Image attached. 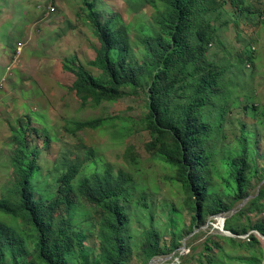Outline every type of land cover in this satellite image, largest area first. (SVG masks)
Here are the masks:
<instances>
[{
	"label": "rangeland",
	"instance_id": "rangeland-1",
	"mask_svg": "<svg viewBox=\"0 0 264 264\" xmlns=\"http://www.w3.org/2000/svg\"><path fill=\"white\" fill-rule=\"evenodd\" d=\"M225 1L207 53L208 60L225 70L222 97L205 110L213 124L208 141L211 189L219 193L234 190L233 159L244 148L252 163L248 194L232 205L233 211L226 214L230 217L249 207L264 188V0H247L242 10L232 0ZM164 9L156 0L96 3L101 20L112 22L129 38L139 62L146 55L140 40L157 35L155 20ZM98 48L84 0H0V198L9 195L18 177L13 130L19 127L26 129L27 145L36 159L32 186L38 198L55 193L59 177L76 162L81 163L76 186L108 168L127 175L133 189L127 202L130 218L123 233L129 246L128 264H207L210 257L217 263L247 264L253 251L232 247L222 236L243 239L249 234L223 232L219 214L209 215L205 223L192 228L193 203L177 178V168L159 152L149 150L154 137L144 122L150 112L149 79L140 87V95L100 104L92 100L82 103L72 89L76 78L65 67L83 66L100 76V71L89 65ZM113 56L116 59L124 54L115 52ZM98 117L105 119L98 128L75 129L76 121ZM224 199L227 201V196ZM57 214L58 223L67 219L62 211ZM103 215L102 207H91L78 198L73 225L87 235L84 244L93 262L102 261ZM0 220L13 221L4 214ZM256 222H264L263 208L240 214L235 224L250 233ZM152 227L160 232L163 245L179 236L180 248L148 261L143 249ZM261 241L264 250L263 236ZM207 245L212 248L208 250ZM28 246L33 257L35 237L28 236ZM68 253L73 264H83L77 240L70 242Z\"/></svg>",
	"mask_w": 264,
	"mask_h": 264
},
{
	"label": "trees",
	"instance_id": "trees-1",
	"mask_svg": "<svg viewBox=\"0 0 264 264\" xmlns=\"http://www.w3.org/2000/svg\"><path fill=\"white\" fill-rule=\"evenodd\" d=\"M97 1L84 0V4L99 43L96 57L89 65L101 74L96 77L83 66H66L65 69L76 78L72 89L82 103L92 100L100 104L103 101H118L128 95H140V87L149 79L147 96L150 112L144 122L154 137L148 148L165 156L177 168V178L193 203L192 228L195 224L205 223L211 214L233 211L232 205L248 194L252 163L244 148L233 159L234 190L219 193L211 189L208 141L213 124L205 113L215 99L222 97L221 83L225 70L208 60L207 53L215 40L214 24L221 21L226 1L156 0L163 3L165 9L155 20L159 28L157 35L144 36L140 40L146 51L142 62L134 59L130 40L122 29L115 28L110 21L101 20L96 10ZM246 1L232 0V4L236 3L242 10ZM256 12L261 14L259 10ZM115 52L124 56L114 59ZM104 122L102 117L76 121L75 129H95ZM13 133L16 142L13 162L19 173L9 195L0 198V214L13 219L12 222L0 220V264H73L68 248L74 239L79 243L83 264H128L129 246L123 233L130 218L127 202L131 200L133 189L129 186L127 175L124 172L116 174L108 168L103 174L87 177L76 186L75 180L81 173V163L76 162L59 177L55 193L38 198L32 186L37 172L36 159L27 145V131L18 127ZM224 196H227V201ZM78 198L91 207L104 209L100 238L102 261H90L84 244L87 235L83 230L77 231L73 225ZM262 198L264 188L250 201L249 207L245 206L238 214L227 217L224 224L225 230L235 235L242 232L249 234L243 239L222 236L232 247L253 251L247 264H263L261 240L264 237V222L254 223L252 228L256 232L251 230L249 233L247 228L239 230L235 221L242 213L264 209V202L260 201ZM59 211L67 215L62 223L56 221ZM17 220L20 222L17 223ZM15 224L22 226V230ZM28 236L36 238L33 257H30ZM178 237L174 235L171 244L163 245L160 232L152 227L143 249L147 260L179 249L182 243ZM210 242L215 243L213 240ZM211 248L207 245L208 250ZM207 264L228 263H217L210 257Z\"/></svg>",
	"mask_w": 264,
	"mask_h": 264
},
{
	"label": "water",
	"instance_id": "water-1",
	"mask_svg": "<svg viewBox=\"0 0 264 264\" xmlns=\"http://www.w3.org/2000/svg\"><path fill=\"white\" fill-rule=\"evenodd\" d=\"M219 216H220L219 222H220V228H221V230L223 232L227 233L228 235H231V232H229L228 230H225V228H224V224H225V220L227 218V215L223 213V214H219ZM153 260L154 259H152V261ZM151 263H153V262H151Z\"/></svg>",
	"mask_w": 264,
	"mask_h": 264
},
{
	"label": "built area",
	"instance_id": "built-area-1",
	"mask_svg": "<svg viewBox=\"0 0 264 264\" xmlns=\"http://www.w3.org/2000/svg\"><path fill=\"white\" fill-rule=\"evenodd\" d=\"M254 232V231H253ZM264 238V237H263Z\"/></svg>",
	"mask_w": 264,
	"mask_h": 264
}]
</instances>
